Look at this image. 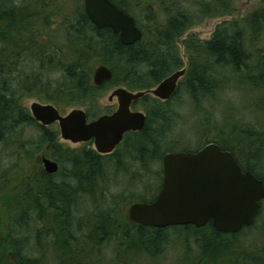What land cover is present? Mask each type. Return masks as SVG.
Listing matches in <instances>:
<instances>
[{"label": "trees", "instance_id": "obj_1", "mask_svg": "<svg viewBox=\"0 0 264 264\" xmlns=\"http://www.w3.org/2000/svg\"><path fill=\"white\" fill-rule=\"evenodd\" d=\"M70 1L0 0V264H138L143 256L156 258L164 252L169 230L192 234L200 249V233L209 230L224 243L225 250H241L231 253L237 262L264 264V239L245 249L240 246L246 243H238L239 235L257 226L264 214V200L255 224L236 234H222L211 228L212 224L202 229L119 230L116 224L124 220L119 205L98 207L107 196L105 185L121 171L142 177L151 173L149 163H160L165 153L189 148L180 138L163 144L168 127L179 119L176 114L169 116L171 110L166 111L165 105L149 96L139 101L147 109L148 122L140 133H131L125 140L132 141L126 156H135L134 160L128 158L132 161L128 166L120 157L123 151L112 158L100 157L89 149L75 155L57 149L59 131H52L53 125H40L25 105L27 99L36 98L60 113L85 108L90 119L97 118L105 112L99 108V95L108 85H124L132 92L154 89L176 71L173 66L178 62L168 63L167 54L178 48L177 40L208 18L234 15L236 0H156L157 7L143 10L141 17L135 10L145 5L144 0H113L135 18L143 33L144 40L132 46H124L110 29H96L84 0H73V6ZM263 42L264 9L242 20L223 22L210 41L189 38L185 44L198 64L181 89L195 107L200 103L199 111L205 99H216L231 83L253 100L257 116L253 127L230 119L211 141L231 152L243 171L264 182L260 173L264 171ZM99 66H107L113 73L112 80L102 87L93 82ZM205 120L211 121L200 118L201 126ZM201 132L199 142L206 137L203 129ZM44 153L67 172L54 176L39 172L37 161ZM151 174L158 186L137 202L151 201L157 195L162 166ZM85 205L96 208L83 213ZM135 236L154 239L153 250L148 246L134 250L131 243ZM201 250L192 264H209L200 256ZM226 261L214 263L232 264Z\"/></svg>", "mask_w": 264, "mask_h": 264}, {"label": "water", "instance_id": "obj_2", "mask_svg": "<svg viewBox=\"0 0 264 264\" xmlns=\"http://www.w3.org/2000/svg\"><path fill=\"white\" fill-rule=\"evenodd\" d=\"M85 11L98 30L110 29L124 46H132L143 38L134 18L110 0H84ZM185 71L164 80L156 89L130 92L120 88L109 100L117 99L118 110L88 122L85 111L76 109L62 115L53 105L35 102L30 107L32 117L42 126L59 124L61 138L74 144L95 141L100 154H111L130 132H140L146 116L132 112L133 102L146 95L168 100L174 94ZM113 78L107 66L96 69L93 82L102 87ZM48 174H56L59 165L44 159ZM164 181L157 199L151 204H135L130 218L136 224L167 228L193 225L202 228L212 223L222 234H236L255 224L264 200V182L253 173L244 172L235 156L210 144L197 154L170 153L163 158Z\"/></svg>", "mask_w": 264, "mask_h": 264}, {"label": "rangeland", "instance_id": "obj_3", "mask_svg": "<svg viewBox=\"0 0 264 264\" xmlns=\"http://www.w3.org/2000/svg\"><path fill=\"white\" fill-rule=\"evenodd\" d=\"M144 2L145 5H140V7L135 10V14L137 16L141 17L143 10H148L149 8H151V6L157 7L156 0H148L147 2L144 0ZM188 3V6H190L191 3ZM68 4H70V6H73L75 2L72 0L68 2ZM236 8L237 11L232 16L208 18L204 22L190 27L185 32L184 36L177 40L179 52L182 51L184 47L187 48L185 42L188 41L189 38H196L198 41H210L213 39L217 27L223 22L242 20L255 12L263 10L264 0H236ZM202 58L205 62L207 56ZM188 78L189 76H185L184 80H182L181 82L184 84V82L188 80ZM232 86V83L229 84L228 88L223 92H220L219 96H217L216 99H205L202 103V111H199L197 107V105H199L200 103H197L196 108L194 103H192L191 100L186 96L187 94L184 88H182L179 96H177V99L170 105H167L166 109V111L172 109L176 114H182V117H179L176 122L171 123L172 126L170 124L167 132L165 133L166 140H164L163 144L174 143L178 138H180L181 143L184 146L186 145V147H193L195 146L198 135L202 129L204 135L206 136L202 139V141L208 139V137L211 139H217L214 138L218 134L217 131L221 132L223 130L222 128H224V126L226 125L228 120L230 121V119L233 120L234 123L240 122V124H245L247 126L251 125L253 127V125L256 124L257 120V116L252 109L253 100L248 95H243L237 88H233ZM120 88L130 91L127 87L120 84L108 85L103 91H101L99 95V108L101 110L107 112L111 107L117 108V99L111 102L109 98L115 90ZM35 102L41 103L36 98H29L26 100L25 105L30 110L31 105ZM141 106L144 107V104L142 102L137 105L135 110L145 112ZM75 109L77 108H69L68 111L62 113V115H66ZM82 110L87 112L85 108H83ZM201 113H209L211 115L206 117ZM208 117L211 119L210 123L206 122V119L204 121V124L201 126L200 118L205 119ZM51 130L59 131L58 125L52 126ZM29 134L32 135L31 133ZM202 134L203 133L201 132V136ZM131 142L132 141H126L121 146V151L119 152L121 153L123 151L124 155L122 158L127 166L128 164L130 165L132 161L128 159L130 157L129 155L126 156L125 150L129 147ZM177 144L180 145L179 142H177ZM55 146L57 149H62V151L64 152L69 151L71 155L78 154L87 148V144H73L71 142L63 140L61 138L60 131L59 139ZM149 166L151 167V173H155L160 168V166H162V163H159V161L154 162L153 164L149 163ZM59 167L60 172H67L66 168H64L62 165L59 164ZM135 170H131V172L133 173L132 175L136 174ZM151 173L144 174V176L140 178L139 176L131 177V174L129 172L126 173V171H121L118 177L115 176L110 179L112 183L105 185L107 196H105V201L98 203V207H104V205H109L108 203L118 201V205L121 210L120 213L126 214L129 210V206L132 203H136L139 197H147L150 194H153V192L155 191L156 187L158 186V182L156 181L155 175L152 176ZM260 173L264 174V171L260 170ZM85 207L86 209L83 208V213H85L86 211H93L94 208H96L92 205L88 207L85 205ZM263 224L264 214L262 215L260 221H258L257 226L253 228V231L246 230L242 235L238 236V243H246L244 246H240L242 247V249H245L246 246H249L252 243L255 244V242L257 241H263L264 236L258 237V234L263 235L264 233ZM185 234L188 235V237H185ZM200 234L203 239L201 243L202 250L197 247V244H195L196 237H192V234H189L187 232L185 233V231L182 230H169L166 235L168 241L165 245L166 248L164 249V252L156 258H147L143 256V259H139L142 260L141 263L139 262L138 264H182V259L184 256H186V254L187 260H185L184 264H192V262L190 261L193 260L194 256H199L198 253L200 250V256L206 259L209 264H216L214 262L219 260H221L222 262L225 260V258L228 260L226 262H232V264H243L241 261L237 262V260L231 257V253H239L241 251L239 248L233 249L229 247L227 250H225L226 246L224 245V243H220L209 230L202 231ZM151 245H154V239L150 238L149 236H146V238L142 236H135L133 242L131 243V247H134V250L136 251L138 247L143 248L146 246L153 250ZM196 259L197 258H195L194 260ZM122 262L123 264H127L126 261Z\"/></svg>", "mask_w": 264, "mask_h": 264}, {"label": "flooded vegetation", "instance_id": "obj_4", "mask_svg": "<svg viewBox=\"0 0 264 264\" xmlns=\"http://www.w3.org/2000/svg\"><path fill=\"white\" fill-rule=\"evenodd\" d=\"M112 3H113V0H110ZM114 4V3H113ZM115 5V4H114ZM116 6V5H115ZM118 8V7H117ZM122 10V9H121ZM122 11H124V10H122ZM126 14H128L126 11H124ZM129 16H131L130 14H128ZM132 17V16H131ZM133 18V17H132ZM134 20H135V18H134ZM135 22H136V20H135ZM136 25H137V22H136ZM137 27L139 28V26L137 25ZM172 53L171 54H167V59L169 60L168 61V63H171L172 64V61H173V63L174 62H178V64H176L175 66H173L174 68H175V72L173 73V74H175L176 72H179V71H185V75L179 80V82H178V84H177V88H176V90H175V92H174V94L171 96V98H169L168 100H161V99H159V98H156V97H154V96H152V95H146V96H149L151 99H153V101H157V102H159V103H161V104H163V105H165L166 107H167V105H170L171 103H173L176 99H177V96H179L178 95V93H180V91H181V85L183 84L181 81L182 80H184V78H185V76H189V72L193 69V68H195L196 66H197V64H198V61H197V58L194 56V54L192 53V49H190V48H185L184 47V49H182V51H180L179 52V50H178V48L176 49V50H172L171 51ZM173 74H171L170 76H168L167 78H169V77H171ZM166 78V79H167ZM165 79V80H166ZM186 81H188V80H186ZM185 81V82H186ZM163 82V81H162ZM161 82V83H162ZM160 83V84H161ZM159 84V85H160ZM158 85V86H159ZM158 86H156L154 89H156ZM151 90H153V89H151ZM148 91H150V90H148ZM145 96V97H146ZM145 97H143L142 99H139V100H137V101H135V102H133V104L131 105V111L132 112H140V111H136L135 110V108L137 107V105L140 103L139 101H141V100H143ZM115 100V99H114ZM113 100V101H114ZM117 103H118V101H117ZM142 108H143V110L145 111V112H141V113H143L145 116H146V123L148 122V112H147V109H146V107L144 106H141ZM118 108H119V103H118V106H117V108H115V107H111L107 112H104L102 115H100L99 117H97V118H94V119H90V117L87 115V117H88V122L90 123V122H93V121H95V120H97V119H99L100 117H102V116H105V115H112V114H114L117 110H118ZM76 110V109H75ZM86 112V111H85ZM86 114H87V112H86ZM174 114H176L172 109H171V112L169 113V116H171V117H173L174 116ZM182 115V114H181ZM181 115H179V114H176V116L177 117H182ZM55 125H58V127H59V124H54L53 126H55ZM131 133H140V132H130V133H127L125 136H124V139H123V141L121 142V144L119 145V146H117V148L114 150V152H112L111 154H106V155H104V154H100L99 152H98V150L96 149V147H95V141L94 140H92L91 142H87V143H78V144H87V148L85 149V150H91V151H93L94 153H96L97 155H99L100 157H112V158H114V157H118L120 154H119V152L121 151V146L125 143V140H126V138H127V136L128 135H130ZM67 142H71V141H67ZM71 143H73V142H71ZM74 144V143H73ZM210 144H215V143H212V141H211V138H208V139H205V140H203L202 142H199V140H196V144H195V146H193V147H189V148H186V149H178V150H175V151H169V152H167V153H165L164 155H163V157H162V161H161V163H162V176H161V178H159L160 180H161V185H160V189H159V191L157 192V195L155 196V198L153 199V200H148L147 202H143V201H140V202H136V203H132L130 206H129V210H128V212L126 213V214H123V213H120V211H118L120 214H122V216L124 217V220H123V222H121V223H117L116 225H118V229L119 230H127V228L128 227H134V228H145V229H148V230H152V231H159V230H167V229H171V228H184V227H189V228H194V229H202V228H205V227H208V226H210L209 224H212L211 222L210 223H208V224H206L204 227H202V228H197L196 226H193V225H188V226H171V227H167V228H153V227H147V226H142V225H139V224H136L135 222H133L132 220H131V218H130V208L133 206V205H135V204H151V203H153L156 199H157V197H158V195L160 194V192H161V190H162V185H163V181H164V168H163V158H164V156L165 155H167V154H170V153H193V154H197L198 152H200L201 150H203L205 147H207L208 145H210ZM94 147V148H93ZM85 150H83V151H85ZM223 150V149H222ZM224 151V150H223ZM124 155V154H123ZM123 155H120V157H123ZM131 158H133V160L135 159V156L133 155V156H131L130 157V160H131ZM44 159H48V160H51V161H54V162H56L55 160H53L52 158H51V156L49 155V154H43L41 157H40V159L37 161V163H38V169H39V172H41L42 174H44V175H46V176H54V175H57L59 172H60V167H59V170H58V172L56 173V174H53V175H50V174H48L47 173V171H46V168H45V164L43 163V161H44ZM57 163V162H56ZM58 164V163H57ZM59 165V164H58ZM244 172H246V171H244ZM143 177V176H142ZM142 177H140V178H142ZM99 195H104V193H101V192H99L98 193ZM118 201H115V202H112V203H110V205L112 204V207H115V206H118ZM99 209H101V208H99ZM88 216H87V213L85 214V219L87 218ZM211 228H213V229H215L214 228V226H213V224H212V226H211ZM216 230V229H215Z\"/></svg>", "mask_w": 264, "mask_h": 264}, {"label": "bare ground", "instance_id": "obj_5", "mask_svg": "<svg viewBox=\"0 0 264 264\" xmlns=\"http://www.w3.org/2000/svg\"><path fill=\"white\" fill-rule=\"evenodd\" d=\"M157 19V18H156ZM246 29V28H245ZM145 33V32H144ZM146 35V34H145ZM146 36H144V38H145ZM147 38V37H146ZM144 39L142 38V41H143ZM147 40V39H146ZM147 47V46H146ZM8 76V75H7ZM161 81V80H160ZM41 132V131H40ZM45 133V132H44Z\"/></svg>", "mask_w": 264, "mask_h": 264}]
</instances>
